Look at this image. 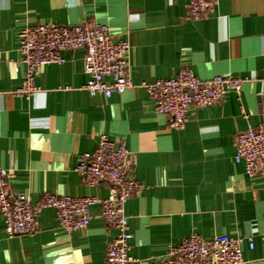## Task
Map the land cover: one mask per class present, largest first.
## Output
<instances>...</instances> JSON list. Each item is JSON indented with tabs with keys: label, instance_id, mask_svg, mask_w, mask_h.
Segmentation results:
<instances>
[{
	"label": "crops",
	"instance_id": "1",
	"mask_svg": "<svg viewBox=\"0 0 264 264\" xmlns=\"http://www.w3.org/2000/svg\"><path fill=\"white\" fill-rule=\"evenodd\" d=\"M189 0H0V168L14 174V192L107 198L110 187L85 185L76 168L102 134L123 139L135 157L130 172L141 191L126 204L134 264H164L170 248L193 233L254 237L243 243L245 264H264V175L250 177L234 161L235 139L262 122L264 0H219L204 21L189 19ZM110 26L132 45L134 88L111 98L86 90L83 50L65 64L41 68L39 91L16 92L25 78L20 33L43 24L77 25L85 18ZM190 68L198 77L232 76L242 94L192 108L184 130L156 113L140 87ZM110 83L111 79L106 78ZM89 226L64 232L55 211L38 215L34 235L10 237L0 212V264H105L116 232L91 209Z\"/></svg>",
	"mask_w": 264,
	"mask_h": 264
},
{
	"label": "built area",
	"instance_id": "2",
	"mask_svg": "<svg viewBox=\"0 0 264 264\" xmlns=\"http://www.w3.org/2000/svg\"><path fill=\"white\" fill-rule=\"evenodd\" d=\"M88 1V0H81ZM219 0H189V19L207 20ZM132 45L127 40L116 41L110 26L85 18L77 25L43 24L25 27L20 33V52L26 66L25 78L16 92L19 98L29 100L38 91L36 78L44 66L65 64L67 53L83 50L84 73L88 80L86 90L91 96L111 98L135 87L130 73L129 57ZM110 78L111 82H106ZM243 81L232 76H215L209 80L198 77L190 68H183L169 79L154 83L142 82L154 101L157 114L171 118L170 128L184 130L192 108L204 109L219 104L226 94H242ZM260 98L264 93L258 94ZM234 161L245 167L248 176L264 175V104L262 122L257 129L249 128L235 139ZM135 157L123 139L112 140L102 134L93 152L80 156L76 172L89 187L102 183L110 187L107 198L73 197L45 193L33 202L30 193L14 192L10 170L0 168V212L4 229L10 237L34 235L39 230L38 215L44 209L55 211L60 228L66 233L86 229L92 219L91 209L102 207V218L116 236L106 247L105 264H134L130 242L133 234L126 214L127 202L141 191V185L131 174ZM247 240L254 249V237L233 238L218 234L204 238L193 233L178 246L169 250L164 264H245L243 243Z\"/></svg>",
	"mask_w": 264,
	"mask_h": 264
},
{
	"label": "water",
	"instance_id": "3",
	"mask_svg": "<svg viewBox=\"0 0 264 264\" xmlns=\"http://www.w3.org/2000/svg\"><path fill=\"white\" fill-rule=\"evenodd\" d=\"M68 53H69V52H68ZM68 53H67V54H68Z\"/></svg>",
	"mask_w": 264,
	"mask_h": 264
}]
</instances>
